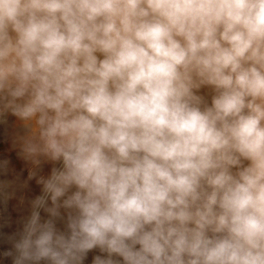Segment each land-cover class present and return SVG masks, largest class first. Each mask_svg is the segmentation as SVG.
<instances>
[{"label": "clouds", "instance_id": "obj_1", "mask_svg": "<svg viewBox=\"0 0 264 264\" xmlns=\"http://www.w3.org/2000/svg\"><path fill=\"white\" fill-rule=\"evenodd\" d=\"M0 125V264H264V0H0Z\"/></svg>", "mask_w": 264, "mask_h": 264}, {"label": "rangeland", "instance_id": "obj_2", "mask_svg": "<svg viewBox=\"0 0 264 264\" xmlns=\"http://www.w3.org/2000/svg\"><path fill=\"white\" fill-rule=\"evenodd\" d=\"M14 118H10L11 120ZM8 159L10 161V172L7 177L0 176V179H15L19 177V182L23 183L27 179L30 165L17 155V150L12 149L11 142L6 139L4 126L0 125V160ZM49 166H45V172H47ZM40 193V187L36 185L35 181H29L26 188H20L16 192V196L10 199L6 205L0 202V213L10 216L13 220L17 219L20 215L26 211L27 201L34 198ZM23 197L25 203H20V198ZM8 231L9 229H5ZM98 254V251H94L89 254L85 264H91L92 257Z\"/></svg>", "mask_w": 264, "mask_h": 264}]
</instances>
